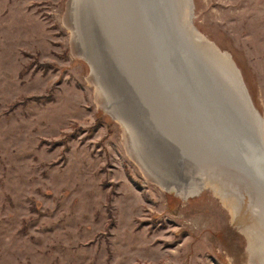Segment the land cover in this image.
<instances>
[{
	"label": "rangeland",
	"instance_id": "374dc122",
	"mask_svg": "<svg viewBox=\"0 0 264 264\" xmlns=\"http://www.w3.org/2000/svg\"><path fill=\"white\" fill-rule=\"evenodd\" d=\"M191 1L264 120V0ZM67 3L0 0V264H246L218 198L165 192L127 156L64 27Z\"/></svg>",
	"mask_w": 264,
	"mask_h": 264
},
{
	"label": "water",
	"instance_id": "95a60500",
	"mask_svg": "<svg viewBox=\"0 0 264 264\" xmlns=\"http://www.w3.org/2000/svg\"><path fill=\"white\" fill-rule=\"evenodd\" d=\"M88 5L93 13L87 31L97 44V64L108 70L110 91L121 94L120 101L131 104L129 110L137 108L129 119L146 147L152 151L153 139L159 141L177 158V167L189 160L192 175L200 180L217 176L233 190L255 185L264 175V131L256 125L261 120L245 89L240 94L232 88V74L223 73L194 42L180 0H94ZM203 85L210 97L201 92ZM123 86L127 92L119 90ZM235 153L237 161L231 159Z\"/></svg>",
	"mask_w": 264,
	"mask_h": 264
},
{
	"label": "bare ground",
	"instance_id": "6f19581e",
	"mask_svg": "<svg viewBox=\"0 0 264 264\" xmlns=\"http://www.w3.org/2000/svg\"><path fill=\"white\" fill-rule=\"evenodd\" d=\"M93 2L94 0H90V2L89 0H68L63 16V24L70 32V39L73 48L76 47L79 50V57L82 58L87 65L88 62L90 64V66L88 65V74L90 82L95 88L98 105L101 106L106 114L121 127L124 138V141L122 142H124L127 156L135 162L141 173L151 183L155 184L165 192H176V196L181 199L194 198L199 196L205 190L210 191L213 196L218 198L221 206L227 209L230 215L231 224L236 228L240 235L244 236L245 241L247 242L246 255L250 261L248 260L246 264H264V180L261 179L264 178V175H260V181L255 180V185L253 186L248 184L241 189L239 187V190H233L225 181L221 180L220 177L218 178L216 176V178L200 180V178L192 175L195 171L191 169L189 160H184V166H182V168L177 167V158L170 156L171 154L169 155L167 150L162 148L161 143L157 140L155 141V139H153L154 142L152 143V147L154 150L157 149L156 151L160 152V157L159 155L157 157V155L154 154L153 149L150 151L149 148L146 147L144 139L140 135L141 131L137 130L129 119L130 112L134 113L137 111V108L132 106L129 110L131 104L129 106V104L125 102V99V103L120 101L121 94H117L116 96L115 91L114 94L110 91L109 87L111 84L105 80L108 70L104 65L100 67L97 64L95 58V47L97 44L95 43L93 36L87 31V25L92 28L90 22L92 24L91 15L93 13L91 7L90 9L88 8V3L91 5ZM180 3L183 12H186L185 19L188 20L189 25L192 28L191 32L194 33V42L205 50V53L207 54L206 57L215 62L216 65L221 68L220 70L223 73L226 71L229 75L230 73L232 74V88L239 90L240 94H242V91L245 89L247 93L246 96L248 95L250 97L246 84L242 78L241 70L236 65L232 55L228 51L221 49L213 40L201 32L191 22L188 16L190 15L192 1L180 0ZM166 7L167 5L163 7V13ZM180 20H182V18ZM105 24L111 32L108 18H106ZM94 32L96 33L95 30ZM114 57L115 59L118 58L116 54ZM115 63L119 62L115 60ZM216 76L217 75L215 74L213 78L216 79ZM197 77L199 83L202 78L201 76ZM156 87H160L159 84L156 85ZM236 89L234 91H236ZM119 90L127 92L125 86L121 87ZM201 92H203L205 96L210 97L208 86L203 85L201 87ZM126 98L131 102V98H128V96H126ZM215 108L217 112L220 111L224 114L222 110H218L217 107ZM254 111L259 120H261L260 122L257 120L256 125L259 126V123L262 124V129L264 131L263 117L256 109ZM142 126L147 130L145 125L142 124ZM249 145L251 150L258 151L255 143L249 142ZM178 158L181 161L183 160L180 156H178ZM231 159L237 161L239 159L238 154H232ZM188 173L192 177H189V175H187ZM232 179L235 180V178ZM253 192H255V196L257 197L255 199L253 197Z\"/></svg>",
	"mask_w": 264,
	"mask_h": 264
}]
</instances>
